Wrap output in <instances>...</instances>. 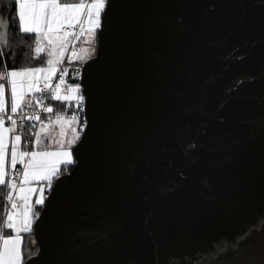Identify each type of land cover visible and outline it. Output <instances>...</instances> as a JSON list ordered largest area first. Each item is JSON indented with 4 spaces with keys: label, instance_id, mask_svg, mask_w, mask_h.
<instances>
[{
    "label": "water",
    "instance_id": "95a60500",
    "mask_svg": "<svg viewBox=\"0 0 264 264\" xmlns=\"http://www.w3.org/2000/svg\"><path fill=\"white\" fill-rule=\"evenodd\" d=\"M209 2L111 0L98 34L99 55L84 62L80 81L90 128L73 148L77 164L68 169L71 174L55 179L46 196L33 226L41 254L25 264H88L93 258L105 264L128 259L156 264L169 252L192 255L215 241L223 244L257 222L264 207V131L256 119L264 104V27L259 23L264 8L259 0H249L247 9L210 11ZM241 15L245 22L237 28L233 21ZM178 53H187V59H177ZM180 68L194 69V90L169 113L168 136L175 139L157 141L175 148L156 157L165 165L171 160V166L160 169V176L142 178L149 169L132 175L118 157V110L136 84L158 74L175 80ZM188 105L195 107L185 113ZM105 106L113 113L109 133L100 124ZM216 114L228 121L212 119ZM204 121L217 140L183 154L179 145L205 139ZM236 138L245 143L229 159ZM137 150L155 151L150 144ZM181 170L186 178L178 175ZM160 179L173 190H156ZM105 217L119 225L111 253L78 248L75 228ZM259 235L254 232L252 239Z\"/></svg>",
    "mask_w": 264,
    "mask_h": 264
},
{
    "label": "snow or ice",
    "instance_id": "6c2138e0",
    "mask_svg": "<svg viewBox=\"0 0 264 264\" xmlns=\"http://www.w3.org/2000/svg\"><path fill=\"white\" fill-rule=\"evenodd\" d=\"M259 3L264 8V0H259ZM15 5L19 31L35 34V52L37 55L46 53L47 60L42 66L13 68L0 73V80L4 81L0 82V186H7L6 199L10 203V208L6 209V218L0 223V264H25L21 234L32 233L35 221L41 217V212L36 211L35 206L45 205L48 198L45 192H51L54 179L62 174H71L67 170L61 173L60 165L77 164L72 147L81 142L90 128L86 112L88 97L82 82H67L69 68L61 66L65 58L71 62L98 57V34H102L107 13L113 7L111 0H80L78 3H61L60 0H15ZM207 7L210 11L227 7L247 9L252 4L249 0H210ZM178 19L183 22V17ZM244 22L243 15L233 21L237 28L242 27ZM259 23L264 27V11ZM0 26H3V21H0ZM82 39L88 47L77 48L76 43ZM69 48L71 54L66 57ZM187 55L178 53L177 59H187ZM73 76L81 77L82 68L77 67ZM194 80V69L186 72L180 68L176 79L171 81H165L158 74L157 79L136 84L129 101L119 108L117 118L121 126L118 157L128 165L132 175L149 169L150 172H143L142 178L147 179L149 175L160 176V169L167 171L171 166V160L165 165L156 157L175 151V148L167 143L158 144L157 141L165 137L169 140L175 139L168 136L171 123L169 113L177 100L194 90ZM180 82L185 83L179 86ZM6 93H10V101ZM45 93H49L53 101L74 104L75 111L70 116L57 113L54 120L51 115L47 120L42 119L41 111L51 114L54 110L52 104L45 105ZM194 107L186 106L185 113L192 111ZM176 116L180 118V113H176ZM212 119L221 124L228 121L226 115L220 114L214 115ZM256 119L259 120L260 129L264 131V104L261 105ZM25 120L31 121L33 127L39 124V129L33 133L34 140L23 141L21 129ZM112 120L113 113L105 106L100 115V124L106 133L111 131ZM208 123L209 121L203 122L204 140L186 141L179 145L183 154L217 140L208 130ZM53 124L60 128V140L57 141L60 147L55 151L44 150L41 148L42 134L47 139L46 134ZM69 128L71 136L65 139ZM243 143L245 141L239 138L232 141L229 159L238 155ZM26 144L31 145V150H27ZM142 144H150L155 151L150 153L147 150H137V146ZM215 150L214 148L213 151ZM18 164L22 166L20 172L16 171ZM178 175L186 178L182 170ZM156 190L169 191L173 190V186L166 183L165 179H160ZM34 193L38 195L33 202ZM57 228L62 229L63 226L59 225ZM5 229L14 234L4 235ZM118 231V222L111 217H105L94 224L80 225L75 228L76 245L84 251L98 247L108 254L113 248L112 238ZM254 232L260 234L257 239H252ZM40 254L41 250L38 249L28 259L38 258ZM173 260L178 264L184 260L190 264H264V207L257 215V222L231 240L223 244L215 241L210 248L198 249L192 255L169 252L162 261L157 257L156 264H173ZM88 264L105 262L103 259L93 258ZM123 264H135V261L128 259Z\"/></svg>",
    "mask_w": 264,
    "mask_h": 264
},
{
    "label": "trees",
    "instance_id": "16d2710c",
    "mask_svg": "<svg viewBox=\"0 0 264 264\" xmlns=\"http://www.w3.org/2000/svg\"><path fill=\"white\" fill-rule=\"evenodd\" d=\"M0 21H3V26H0V73L7 72L13 68L35 67L46 63V55L44 53L37 55L35 52V34L19 31L15 0H0ZM53 102L58 107H63L67 104L60 101ZM26 146L30 147L27 144ZM72 166H65L63 173H65V170L68 171V168L70 169ZM6 194V185L0 186V223L6 203ZM36 207V211L41 212L43 206ZM38 249L39 245L36 242L33 227L32 233H23L22 251L25 254V261L31 256L32 252Z\"/></svg>",
    "mask_w": 264,
    "mask_h": 264
},
{
    "label": "built area",
    "instance_id": "2783aa9c",
    "mask_svg": "<svg viewBox=\"0 0 264 264\" xmlns=\"http://www.w3.org/2000/svg\"><path fill=\"white\" fill-rule=\"evenodd\" d=\"M88 2H90V0H88ZM81 46H82L81 41L76 43V47L77 48H79ZM70 51H71V48H69V51H68L67 55H70ZM67 55H66V57H67ZM61 67L62 68L63 67H68L69 68V73L67 74V78H69L70 81H73L75 83H80V81L82 79V76L81 77H74L73 76V72L75 71V69L77 67H81L82 68V75H83L84 62H68V59L65 58V60L63 61V64H62ZM57 79H58V77H57ZM43 99H44L45 105L52 104L53 105V109H54L51 114L44 113L43 111L40 112L41 118L44 119V120H47L49 115H51L52 118H55L57 113H62V114H65L67 116H70L72 111H75L74 104H72V105L66 104L63 107L56 106V104H54L53 100L51 99V95L49 93H45L44 96H43ZM29 111H33V109H29ZM38 129H39V124L38 123L36 124V127H33V123L31 121L25 120L23 122V127L21 129L22 136L24 137L25 141L34 140L33 133L35 131H37ZM27 145H29V144H27ZM26 147H28V146H26ZM27 150H30V147H28ZM21 170H22V166L18 164L16 171L20 172ZM9 171L11 172V169H9ZM45 195L47 196V194H45ZM8 208H10V203L6 199L4 210H3V213H2L1 223L6 218L5 213H6V209H8ZM6 230L7 229H5L3 231L4 235L6 233Z\"/></svg>",
    "mask_w": 264,
    "mask_h": 264
},
{
    "label": "crops",
    "instance_id": "0c3cea01",
    "mask_svg": "<svg viewBox=\"0 0 264 264\" xmlns=\"http://www.w3.org/2000/svg\"><path fill=\"white\" fill-rule=\"evenodd\" d=\"M78 62H80V61H78ZM0 82H4V81L0 80ZM6 94L8 95V99L10 101V93H6ZM52 119H54V118H52ZM59 130H60L59 125H55V124H53L51 126V128H50V132H52V131H56L57 132V137L59 136ZM50 132L46 134L47 135V139H45V134H42V140H41V148L42 149H46V150L48 149L49 150V149H54V148L60 146L59 143L57 142V139L54 141V138L53 137L50 138V134H51ZM70 136H71V129L69 128L67 130V136L65 137V139L70 138ZM23 141H25L24 138H23ZM74 146L72 148H74ZM64 167H65L64 164H61L60 165V168H61L60 171H61V173H63V168ZM6 190L8 191L7 186H6ZM48 193L49 192H47V191L45 192V194H48ZM6 232L7 233H5V235H13L14 234L11 230H6ZM21 235H22V244H23V233ZM22 244H21V246H22Z\"/></svg>",
    "mask_w": 264,
    "mask_h": 264
},
{
    "label": "rangeland",
    "instance_id": "374dc122",
    "mask_svg": "<svg viewBox=\"0 0 264 264\" xmlns=\"http://www.w3.org/2000/svg\"><path fill=\"white\" fill-rule=\"evenodd\" d=\"M60 2L61 3H78V2H80V0H60ZM81 43H82V46L83 47H88V45H86V44H84L83 43V39L81 40ZM45 55H46V53H44ZM70 54H71V51H70ZM66 55H67V53H66ZM46 60H47V55H46ZM68 62H70L69 60H68ZM71 62H78V61H71ZM80 62H85V61H80ZM40 66H42V65H40ZM36 67V66H35ZM66 80H67V82L68 83H73V81H70V79L69 78H67V76H66ZM75 83V82H74ZM54 120V119H53ZM50 132V131H49ZM51 134H50V138H54V141L57 139V141H59L60 140V137L58 136L57 137V132L56 131H52V132H50ZM23 137V136H22ZM24 138V137H23ZM56 143V142H55ZM60 147V146H59ZM59 147H56V148H54V149H49V150H52V151H55V150H57ZM27 148V147H26ZM30 150H31V146H30ZM44 150H46V149H44ZM48 150V149H47ZM72 151H73V148H72ZM73 156H74V153H73ZM69 169V168H68ZM60 170H61V168H60ZM38 195V193H34L33 194V202H34V200H35V198H36V196ZM37 209V207L35 206V210Z\"/></svg>",
    "mask_w": 264,
    "mask_h": 264
}]
</instances>
